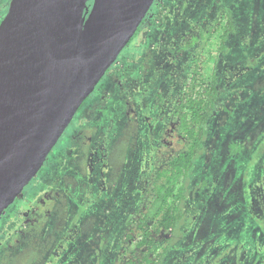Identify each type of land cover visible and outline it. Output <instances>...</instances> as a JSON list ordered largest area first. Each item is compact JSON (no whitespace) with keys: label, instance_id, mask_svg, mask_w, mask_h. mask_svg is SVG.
Listing matches in <instances>:
<instances>
[{"label":"rangeland","instance_id":"1","mask_svg":"<svg viewBox=\"0 0 264 264\" xmlns=\"http://www.w3.org/2000/svg\"><path fill=\"white\" fill-rule=\"evenodd\" d=\"M150 7L159 9L156 25L163 35L146 38L147 25L141 23L81 106L101 103L100 130L88 155L80 158L76 146L67 153L57 146L48 154L55 170L65 167L63 192L71 199L41 217L26 240L0 247L5 251L0 264H117L155 157L165 160L184 147L170 110L175 89L168 87L167 102L155 103L160 88L164 92L171 84L167 60L176 55L177 39L223 12L233 18L235 31L218 60L221 90L189 173L181 236L163 264H264V0H155ZM232 143L242 146L230 152ZM20 195L0 215L2 238L16 219Z\"/></svg>","mask_w":264,"mask_h":264},{"label":"water","instance_id":"2","mask_svg":"<svg viewBox=\"0 0 264 264\" xmlns=\"http://www.w3.org/2000/svg\"><path fill=\"white\" fill-rule=\"evenodd\" d=\"M153 0H11L0 22V215Z\"/></svg>","mask_w":264,"mask_h":264},{"label":"flooded vegetation","instance_id":"3","mask_svg":"<svg viewBox=\"0 0 264 264\" xmlns=\"http://www.w3.org/2000/svg\"><path fill=\"white\" fill-rule=\"evenodd\" d=\"M10 1L11 0H0V22L2 21V19L4 18V16L6 15L9 9ZM154 1L155 0H153V2ZM150 6H152V4ZM150 8L151 7L148 8L147 12L145 13L143 19L139 23L132 37L136 34L140 24L143 22L147 25L146 29L148 33L145 36L146 38L148 39H151L153 37L158 38L163 35L162 33L157 31V25H156V23L159 21V9L158 7L157 8L155 7V9L150 10ZM147 14L148 16H146ZM228 21L232 22V24L234 25L233 31H235V24L233 18L229 13L223 12L220 16L214 18L207 25H202V26L197 25L194 26L192 30H188L185 39H183L182 37L177 39V44L175 49L176 55L174 58H169L167 60V63L170 67L169 75L171 78L169 81L171 84L169 86L165 85L164 92L162 90V87L160 88L159 92L155 96L156 98L155 103L167 102V98H168L167 95L169 93L168 87L172 86L176 92L175 95L173 96L172 101H170L171 106H173L179 95L182 93V90L184 88L183 86L184 82H187L191 77V73L193 72V69H195L197 74L200 75L199 78H206L211 76L212 74H216V70L218 71L219 56L222 54V52L226 51L227 46L230 42V35L233 32V31L229 32L225 36V39L222 38V34L224 33L222 28L227 25ZM132 37L129 40H131ZM202 41L204 43L201 47L200 43ZM109 69L110 67L106 71H108ZM182 73L183 75L185 74V77L181 81L183 75L180 79H178V76L181 75ZM112 75H114V73H111L109 76ZM216 78H217V74H216ZM166 79L168 78L163 77L161 81L163 83H166L167 82ZM174 89H172V91H174ZM219 90L221 89L219 88ZM91 93L88 95V97L91 95ZM85 101L86 98L74 114V116L77 114V117H75V119L74 116L72 117L71 121L66 126L63 133L58 138L57 142L52 147L51 152L48 153L49 157L51 156L53 149L57 146L63 147L66 153L71 152L70 149L76 146L79 148L80 151H82V154L79 156L80 158L85 157L84 156L85 154L88 155L86 148L92 145L93 137L97 135L100 130L101 124L99 123L98 110L101 107V103L99 102V100L98 101L91 100L85 107L82 108L81 106L83 105V103H85ZM216 102L217 99L214 103L213 108L215 107ZM211 115L212 114H210V116ZM172 121L174 122V127H175L176 124L173 119V115H172ZM165 126L166 125H164V127ZM165 132L166 130L164 129L163 135L165 134ZM175 133L177 137H179L182 140L181 136L177 133L176 129H175ZM165 137L162 136L160 138V142L164 141ZM97 150L100 151L99 157H100V161L102 162L103 149L102 146L98 144V142H97ZM157 151H158V147H157ZM46 157H48V155ZM49 157L47 159L45 158L46 161H43L44 163H42L43 167H40L41 169L39 168L40 173L39 171H37V173L32 177L34 178V180L32 178L30 179L33 180V182L30 184L29 181L19 193L21 194L19 196L21 201L18 203L17 214L15 216L16 219L14 222H10L6 225L5 230L7 232V235L5 238H2L1 236L3 235L0 234V247L4 249H9L11 248L10 243H12V241L18 243L19 239L22 241L26 240L27 237L29 236L28 231L34 230L35 226L39 225V221L41 220V217L44 216L45 218H47L50 215L52 208L58 202L62 200L64 201L67 199H71V196L67 194L68 191L63 192V186L66 184L67 181V176L65 175V171H66L65 167L61 166L55 170L54 168L56 166L50 163ZM166 159L165 160L160 159L157 161L155 157V161H154L155 168L161 166L166 161ZM78 168H79V172L83 173L81 175L83 176L87 175L85 170H83V166H80ZM46 169H48V172H44V170ZM57 170H61V172L58 173ZM97 174L99 176L98 179L100 180L102 178V173H99L98 171ZM150 178L148 179V181H145L144 192L146 191L147 188H149ZM82 198H85V195H82L80 197V202ZM16 224L20 226L16 228L15 227ZM181 227L182 225L179 227V230H181ZM166 234L167 232L165 233L162 232L160 233V237L156 239L157 244L158 245L160 244L159 245L160 248L158 249V252H161L159 256L157 257L154 256L157 263L159 262L158 264H163L167 251L169 250L170 247L173 246L174 241L181 236L180 232L176 235L174 234V237L172 238V243L166 244V240L163 238L164 236H166ZM130 246H132L131 255H129L127 259H125L123 256L128 252ZM163 248H166V250H164ZM4 252L5 251L0 249V258L3 257ZM25 253L26 251H23L21 253V256H24ZM139 255H140V250L135 249L133 245H129V246L124 245L122 251L119 254L117 264H127L129 263L130 260H133L135 262L137 256ZM32 258L34 259V254H32ZM19 264H26V263L21 261ZM31 264H36V263L33 260Z\"/></svg>","mask_w":264,"mask_h":264},{"label":"trees","instance_id":"4","mask_svg":"<svg viewBox=\"0 0 264 264\" xmlns=\"http://www.w3.org/2000/svg\"><path fill=\"white\" fill-rule=\"evenodd\" d=\"M222 29V38L225 39L234 30V25L228 21ZM203 43H200L201 47ZM199 76L193 69L172 106L175 129L184 141V147L153 170L149 188L142 195L135 217L128 221L123 243L126 246L133 245L140 250V255L135 262L130 260L127 264H158L154 256H159L161 252H158L160 244H157L156 239L160 233L167 232L162 237L166 244H171L174 234H177L183 223L189 173L194 160L203 150L207 120L220 91L216 74L206 78ZM241 146L240 143H232L229 151L235 152Z\"/></svg>","mask_w":264,"mask_h":264}]
</instances>
